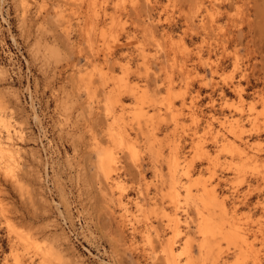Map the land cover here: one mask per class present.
<instances>
[{"label": "rangeland", "instance_id": "1", "mask_svg": "<svg viewBox=\"0 0 264 264\" xmlns=\"http://www.w3.org/2000/svg\"><path fill=\"white\" fill-rule=\"evenodd\" d=\"M204 1L0 0V264H42L8 223L59 264H264V0ZM218 178L242 239L204 252Z\"/></svg>", "mask_w": 264, "mask_h": 264}, {"label": "bare ground", "instance_id": "2", "mask_svg": "<svg viewBox=\"0 0 264 264\" xmlns=\"http://www.w3.org/2000/svg\"><path fill=\"white\" fill-rule=\"evenodd\" d=\"M204 2H205L204 0H198V6H197L198 10L200 8H202V7L204 8ZM205 10H207V12H208V9H205ZM204 13H205V11H204ZM203 20H204V18L201 17L200 18L201 25L205 23V20L204 21ZM2 71L3 70L0 69V75L3 74ZM237 95H238V97L241 98L240 90H238ZM199 114H201V113H199ZM210 118H211V120H213L214 115L212 114L210 116ZM237 122H238V120L234 121L235 125L237 126V129H235L236 131H234L236 133L239 131V127H238V123ZM117 130H119V128ZM120 133H122V132H120ZM120 133H119V135H120ZM120 137H122V136H120ZM125 138H127V136H125ZM125 138H124V140H125ZM120 140H121V138H120ZM121 142H122V140H121ZM234 144L236 145V148L239 150L238 153L242 154L243 146H245V144L243 143V139L239 135H238V138L234 141ZM126 147H127L128 150L131 149V145H129V144ZM126 153H127V151H126ZM175 155L176 154H174V156ZM7 157H9L8 153L6 151H4L3 149H0V158H3V160H4ZM99 166H100V170H101L104 178L107 180L108 184L115 185V184L118 183V179H117L118 177L115 176V171H116V168H117L116 161L114 160V158H112L110 156V154H104L101 157ZM221 181H223V178L222 179L218 178L216 184H211L208 188L207 187L203 188L201 193L199 194V197H198L199 198V202L202 205V207L204 208V210L210 211L208 215H204V214L201 215L200 221H199V223L197 225V230H198V234H199L198 236H200L199 238H201V243H200L199 246H200V249H202L204 252H209L212 249V247L214 249L216 247L217 251L220 252L221 251V243H222V241H227V242L231 241L233 244H236L237 241H238V243L240 242L238 239H242V235L238 231L226 230L224 224L221 221H217L216 220L217 219L216 218L217 215H222V214L226 215L227 212L230 209H235V205H236V202H234V201H232L231 204L228 203L227 199H226L227 195L225 193H223V191L218 188V185H219V183ZM230 220H233V219H230ZM175 222L177 223L178 219H175ZM230 223L231 222H229L228 224H230ZM236 226H238V225H236ZM7 227H8V230H10L12 233H14L16 235V237H17V245L20 246L23 249V251H25V252H28L30 250L33 251L35 253V255L39 258V260H40V262L42 264H59L60 263L61 258H62V256L60 255V251L58 252L55 249H53L52 245L50 246L47 243H41L39 241H36L32 236H30V235H28L26 233H22V231H19L18 229H16L14 227V225H12L10 223L7 224ZM197 242H198V240H197ZM211 242H213V245H211ZM214 249H213V251H214ZM17 252L18 251L15 248L14 250H12V252L10 254V257L13 259V261L15 263L19 259V255H18L19 253H17ZM164 252H165V255H166V257L168 259L171 258L173 260L172 264H177L176 257H177L178 247H176L174 245H169L168 248H166ZM190 253L193 254L192 252H189L188 254H190ZM217 259H219V258H217ZM169 264H171V263H169Z\"/></svg>", "mask_w": 264, "mask_h": 264}]
</instances>
